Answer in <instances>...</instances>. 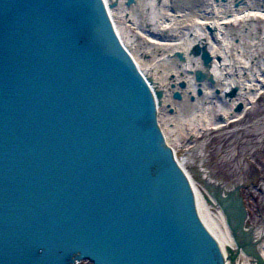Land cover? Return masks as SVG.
<instances>
[{"label": "water", "instance_id": "water-1", "mask_svg": "<svg viewBox=\"0 0 264 264\" xmlns=\"http://www.w3.org/2000/svg\"><path fill=\"white\" fill-rule=\"evenodd\" d=\"M117 5L0 0V264H264L237 189L202 195L234 249L200 218L160 123L164 92L122 45Z\"/></svg>", "mask_w": 264, "mask_h": 264}, {"label": "bare ground", "instance_id": "bare-ground-1", "mask_svg": "<svg viewBox=\"0 0 264 264\" xmlns=\"http://www.w3.org/2000/svg\"><path fill=\"white\" fill-rule=\"evenodd\" d=\"M235 1L228 0L227 4H221V20L227 26L231 22L235 26L225 29L221 34L222 44L211 50L213 53L220 52L224 57L220 65L212 63L208 67L202 66L200 58H190L188 51L201 41L200 29L207 26L205 19L210 17L209 7L214 0H137V5L131 9L124 6V0H117L118 7L110 11L115 31L122 45L131 52L139 71L143 75H149L150 68L156 64L152 81L164 92L163 106L157 110L160 112L168 145L181 152L180 155L176 153V159L193 186L200 218L221 246L229 245L233 249L234 241L224 215L218 208L208 206L202 195L206 187L222 188L223 194L235 187L228 188L224 182L214 180L211 170L206 168L207 138L212 132L228 127L229 121L236 124L245 118L244 110L238 114L231 111L237 102H245L244 109L249 111L248 108L256 102V96L264 93V89L256 82L257 77L264 81V0H245L239 9L230 10L228 7L233 6ZM161 6H165L166 10L162 14L156 13ZM126 13L129 18H126ZM228 15L230 18H227ZM141 24L155 30L157 35L144 34V40L132 36V29L144 28ZM233 49L242 50L243 54L239 56L236 65L226 57ZM176 52L183 54L184 61L174 57ZM154 61L157 63L154 64ZM196 71H202L214 83L210 84L207 80L198 83L194 76ZM180 82H184L186 86L180 88ZM231 87H238L239 91L234 99L227 101L223 94ZM197 89L201 90L200 95L197 94ZM174 93H179L182 99L175 101L172 98ZM191 98H194L193 102ZM167 104H171L177 114L170 115ZM219 112L224 113L228 122H219ZM193 133L195 139L191 137ZM248 134L252 135L251 132ZM260 189L264 204V182ZM259 223L251 226L255 246L253 251L264 263V217L263 223ZM250 258L240 253L232 264H258Z\"/></svg>", "mask_w": 264, "mask_h": 264}, {"label": "rangeland", "instance_id": "rangeland-1", "mask_svg": "<svg viewBox=\"0 0 264 264\" xmlns=\"http://www.w3.org/2000/svg\"><path fill=\"white\" fill-rule=\"evenodd\" d=\"M263 121L264 98L257 102L247 117L239 123L228 125L222 131L212 132L205 143L208 161L205 165L211 170L214 180L224 182L228 188L254 182V188L242 189V192L250 213L248 224L255 226L264 217L263 193L260 189L264 182ZM249 132L252 135H249ZM191 136L193 139L196 138L194 133ZM177 154L180 155L181 152L178 150ZM186 168L188 169L187 166Z\"/></svg>", "mask_w": 264, "mask_h": 264}, {"label": "flooded vegetation", "instance_id": "flooded-vegetation-1", "mask_svg": "<svg viewBox=\"0 0 264 264\" xmlns=\"http://www.w3.org/2000/svg\"><path fill=\"white\" fill-rule=\"evenodd\" d=\"M245 0H236L235 2L236 3H232V5L234 6H230L228 7L230 10L231 9H239V6L244 2ZM228 3V0H214V3H212L209 7V14H210V17L209 19H205V21H207V26L204 27V28H201L200 29V34H201V41L200 42H197L195 45L192 46V48H190V50L188 51V56L192 59H201V64L202 66L204 67H207L204 65L203 63V60H202V53L203 52H206L210 55L211 57V61L209 62V65H211L212 63H216L217 65H220L221 63V60H223V56L220 52H216V53H213L211 50L212 48H217L219 47L221 44H222V40H221V34L224 32L225 29H227L228 27H233L235 26L233 22H231L230 25L227 26L226 23H224L221 18L223 17V11H222V8H221V4H227ZM230 3V2H229ZM166 10V7L165 6H161V7H158L156 13H160L162 14L163 11ZM227 18H230V15L227 16ZM142 27L144 28H138L139 30H137V28L135 29H132V36H135L138 40H144L143 38L145 37V35L147 36H155L157 35L156 31L155 30H151L149 28H147V26L145 24H141ZM158 29H160L158 27ZM161 30V29H160ZM162 38V37H161ZM235 41L236 42H239L238 39L235 38ZM264 49V47H263ZM194 50H198L200 51V53H197V54H193V51ZM230 55H226L227 58H230L231 59V63L233 65H236L238 62H239V56L242 54V50H239L238 51L236 49H233V52L232 53H229ZM174 55V54H173ZM243 55V54H242ZM146 56V55H145ZM147 57V56H146ZM263 63H264V57L262 59ZM154 64L157 63L156 61L153 62ZM156 64L154 66H152L150 68V73H148V77L153 80L154 79V73H152L154 71V68H155ZM208 79H211L213 81V79L211 77H208ZM208 83L210 84H213V82H210L209 80H207ZM256 82L257 84L259 85V87H261L262 89H264V81L261 80V78L257 77L256 78ZM181 83V82H180ZM184 83V82H182ZM185 84V83H184ZM179 86V85H178ZM186 86V84H185ZM184 86V87H185ZM181 88V87H180ZM234 90V94L233 96L231 97H227L225 96V94H231ZM252 91H255L253 88L251 89ZM239 89L238 87H231L229 88L228 90H226V92L223 94L224 96V99L225 100H232L236 97L237 93H238ZM197 94H198V89H197ZM196 94V95H197ZM220 94V93H219ZM200 95V94H198ZM172 98H173V95H172ZM175 101H180L182 99V97L180 96V99H175L173 98ZM194 99V98H193ZM248 99V98H246ZM192 102L194 100H191ZM163 99L161 101V105L160 107L163 106ZM241 104L242 105V108L239 112H236V108L237 106ZM257 104H255L254 106H256ZM254 106L248 108L249 111H246L244 109L245 106V102H237V104L233 107V109L231 110L232 112H235L236 114L238 113H241L243 110H244V113H245V117H247V115L251 112V110L254 108ZM167 109L169 110V114L170 115H173V114H177L175 108L172 107L171 104H167L166 105ZM170 109L173 110V112H170ZM220 113V114H219ZM218 113V120L221 121V122H226L227 118L224 116V113L223 112H219ZM220 116L224 118V120H221L220 119ZM231 116V115H230ZM229 116V117H230ZM159 119H160V112H159ZM160 123L161 125L163 126L162 122H161V119H160ZM208 161H206L207 163ZM254 182H246L245 184H241L242 186V189L244 190H249L251 188H254ZM237 186V185H236ZM242 192V191H241ZM243 198L244 195H243V192L241 193ZM246 196V195H245ZM248 216L250 217V214L248 213ZM259 223V222H258ZM260 223H263V220L260 222ZM259 223V224H260ZM261 239V238H260ZM259 239V240H260ZM263 246V245H262Z\"/></svg>", "mask_w": 264, "mask_h": 264}]
</instances>
